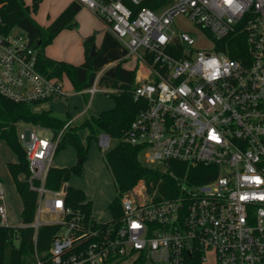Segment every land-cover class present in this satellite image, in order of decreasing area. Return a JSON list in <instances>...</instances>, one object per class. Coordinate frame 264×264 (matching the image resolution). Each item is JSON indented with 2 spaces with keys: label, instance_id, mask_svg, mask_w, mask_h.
<instances>
[{
  "label": "built area",
  "instance_id": "1",
  "mask_svg": "<svg viewBox=\"0 0 264 264\" xmlns=\"http://www.w3.org/2000/svg\"><path fill=\"white\" fill-rule=\"evenodd\" d=\"M76 1L102 18L126 49L123 59L134 61L133 97L142 104L125 141L162 171L171 162L209 170L197 183L175 175L163 194H149L141 184L121 194L118 218L98 222L66 204V182L46 185L73 120L56 133L41 127L49 136L37 133L40 126L18 123L29 188L36 192L28 224L35 264H44L36 249L42 225L58 226L47 251L51 264H264V0H153L156 9L142 5L146 0ZM181 15L213 39L210 47H196L188 31L175 28ZM4 26L0 19V94L33 106L63 97L62 77L40 71L27 33ZM236 36L246 47L239 58L226 47ZM116 62L96 72L86 89L91 97L117 92L99 83ZM98 143L107 149L110 136L100 133ZM0 225L11 226L1 182Z\"/></svg>",
  "mask_w": 264,
  "mask_h": 264
},
{
  "label": "trees",
  "instance_id": "2",
  "mask_svg": "<svg viewBox=\"0 0 264 264\" xmlns=\"http://www.w3.org/2000/svg\"><path fill=\"white\" fill-rule=\"evenodd\" d=\"M38 1L33 0L32 4L28 5L24 0H0V19L5 23L6 29L18 27L27 33L30 42L37 48L38 68L41 72L58 77L66 75L73 88L81 90L92 84L96 72L105 64L117 61L104 70L99 81L101 85L117 90L116 93L111 94L114 96L115 106L97 115H89L65 129L58 149L68 141L82 161L71 167L53 166L48 172L46 185L58 189L67 182L71 173H79L81 163L86 157L89 140L99 133H105L110 138L116 139V142L104 153V162L117 188V195L108 206L114 218H118L121 214V194L133 190L139 180L143 181L149 194L154 189L159 193H166L167 187L174 186L175 175L189 183L204 181L207 176L206 170H209L206 167L202 165L190 167L183 162H171L170 171H162L159 167L150 166L142 161L140 146L125 141V133L142 102L133 97L135 69L123 67L126 49L120 41L107 30L100 45L95 46V52L90 56L96 34L93 32L83 38L85 59L82 63L73 64L52 59L45 54V46L51 43L62 29L75 26L74 16L81 5L75 0L71 1L48 26L44 27L30 15L31 11H36ZM142 5L157 8V2L153 0H146ZM226 47L233 58H239L246 52L241 36L233 37ZM32 106L33 103L15 102L0 94V139H3L17 156L16 162L7 163V168L22 201V222L27 224L16 227L0 225V264H35L34 228L28 224L34 219L36 192L29 188L27 180L29 169L25 152L17 137V124L26 122L51 129L54 133L64 124L63 119L53 115L49 110L35 111ZM80 128L89 130L85 141H82L78 135ZM65 200L67 205L81 209L87 217L90 215V202L85 200L83 190L67 185ZM57 229L56 225H42L37 230L36 249L44 264H51L48 261L47 251L51 237ZM7 247L10 248L8 261L5 260Z\"/></svg>",
  "mask_w": 264,
  "mask_h": 264
},
{
  "label": "rangeland",
  "instance_id": "3",
  "mask_svg": "<svg viewBox=\"0 0 264 264\" xmlns=\"http://www.w3.org/2000/svg\"><path fill=\"white\" fill-rule=\"evenodd\" d=\"M24 1L28 5H31L33 2V0H24ZM51 1L52 0H39L36 11H31L30 15L34 19L38 18L41 21V19L45 18L46 11L49 8V4L51 3ZM174 26L177 29H183L188 31L194 37L196 47L199 46L200 48H208L211 46L213 39L210 36H208V34H206L204 30L194 25V23H192L186 16L181 15L175 18ZM133 64H134L133 59H128L123 62V67L131 69L133 67ZM106 68H108V66ZM64 87L71 89L70 84L68 82H65V79H64ZM89 98L90 95H88L87 99ZM74 101H75V97H70L68 98V100L66 99L64 100L62 97H60L57 100L55 99H53L52 101L48 100L44 104L45 105L51 104L53 110L57 114L61 115L64 112V106L69 105V107H71ZM90 103L91 106L87 112H91L92 114L97 115L101 111L114 107L115 99L114 96H112L111 94L108 95L102 90H100L93 94ZM37 107L41 108L42 106L40 105ZM19 127L20 126L17 124L18 131L21 130V128ZM36 129H37V133L40 136L50 135V131L48 129H43L41 127H37ZM99 135L100 133L96 137H93L89 140L88 150L84 160L85 162H83L82 168L80 169L79 173L70 174V176L67 179V184L68 186L79 189H83V186L85 184H88L91 190L93 191L94 195L107 196L108 198H110L109 200H112L117 195L116 184L112 178L110 170L104 169L101 163L104 162L105 151L116 142V139L110 138L109 147L103 150L98 144ZM16 158H17L16 153L12 151V149L7 145V143L3 139H0V177L3 180L2 182L4 185L3 188L6 195V204L8 202L7 206L10 205L11 207L8 208V219L11 225L18 223L21 220L19 215L15 216L16 217L15 219L12 216L14 212H16L17 207L20 206V203L18 201V196L14 188V185L11 181L10 175L8 174V171L5 167L6 164L5 161ZM141 158L142 161L147 163L148 165L150 166L154 165L146 162L144 160L143 155L141 156ZM75 161H77L76 154L72 149V146L69 143H66L64 147L61 148L58 158H56L55 160V165L71 167ZM141 184L144 183L142 180H139L133 189L134 190L140 189ZM9 254H10V248L7 247L5 250L6 261L9 260ZM117 264H129V262L121 261Z\"/></svg>",
  "mask_w": 264,
  "mask_h": 264
},
{
  "label": "crops",
  "instance_id": "4",
  "mask_svg": "<svg viewBox=\"0 0 264 264\" xmlns=\"http://www.w3.org/2000/svg\"><path fill=\"white\" fill-rule=\"evenodd\" d=\"M71 1H73V0H52L51 3L49 4V8L46 11L45 18L41 19V21H40V19L35 18L36 21L41 26H44V27L48 26L51 23V21ZM74 21H75L74 27L62 29L53 38L52 42L49 43L47 46H45L44 52L48 57L55 59V60L67 61V62H70L73 64H80L85 59V50H84L83 38L92 34L93 32H96L95 37H94V45L98 47L100 45L102 39H103L104 33L108 30L106 27V24L104 23L102 18L100 16H98L97 14H95L94 12H92L90 9H88L84 5H81L80 9L75 14ZM62 79H63V82L65 79V82H68L70 84V88H71V89H68L67 87H64L65 88V95L62 98L64 100L65 99L68 100V98H70V97H75V101L71 105V107H69V105L64 106V112L61 115H59L53 110V107L51 104H46V105L44 104V103H46V101H48V100H46V101H43L39 104L34 105L35 108L33 107V109L35 111L49 110L53 115L63 119L64 123L67 120L72 119L73 122L71 125L79 123L82 119H84L85 117H87L89 115H95V114H92L91 112H87L90 107L86 110V105L89 102V100L91 101V98H92L90 96V98L87 99L88 95H90L86 90L87 88H83L81 90H75L73 88V86L71 85V83H70V81L66 75H63ZM55 100H57V99H55ZM87 100H88V102H87ZM50 101H52V100H50ZM40 105L42 107L38 108L37 106H40ZM89 106H91V103L89 104ZM88 132H89L88 128H80L78 130V135L82 141L86 140ZM66 143H69V142L68 141L65 142L64 145ZM69 144L72 146V149L74 150L76 157H77V161H75L73 164V165H75L77 162H81L82 160L79 161V157L77 156L75 148L73 147V145L71 143H69ZM64 145H63V147H64ZM60 150H61V148L57 149V151H56V154H55L54 159H53V166L54 167H68V166H62V165L61 166L55 165V160H56V158H58ZM16 161H17V158L5 161V163H6L5 167H6L9 175H10V173H9L8 168H7V163L8 162H16ZM83 162H85V161H83ZM83 162L81 163V168H82ZM101 164H102V167H104V169H108L105 162H103ZM85 170H86V167H85ZM10 178H11V181L14 185V188H15L17 196H18V201L20 203V206L17 207L16 212H14L15 215L14 214L12 215L14 219L16 218L15 216H17V215H19V217L21 219L18 223L11 225V226L15 227V226H21L23 224L22 217H21L22 201H21V198L19 196V193L17 192V189L15 187V184L13 182L11 175H10ZM2 181L3 180L0 177V182L3 185ZM66 185H68L67 182H66ZM3 187H4V185H3ZM81 190H83V192L85 194V200L90 202V214L94 220H96L98 222H106L113 217V215H112V213L108 207L110 202L112 201V200H109L110 198H108L107 196H96V195H94L93 191L91 190V188L89 187L88 184H85L83 186V189H81ZM7 204H8V202H7ZM9 207H10V205H8V208ZM12 216H11V218H12Z\"/></svg>",
  "mask_w": 264,
  "mask_h": 264
},
{
  "label": "water",
  "instance_id": "5",
  "mask_svg": "<svg viewBox=\"0 0 264 264\" xmlns=\"http://www.w3.org/2000/svg\"><path fill=\"white\" fill-rule=\"evenodd\" d=\"M94 52H95V45H92L90 56H92L94 54ZM79 161H81L80 158H79ZM66 189H67V185L65 184L63 186V190L66 191Z\"/></svg>",
  "mask_w": 264,
  "mask_h": 264
}]
</instances>
